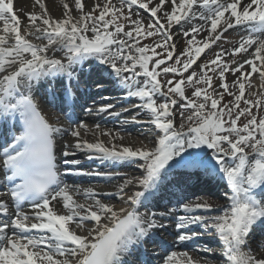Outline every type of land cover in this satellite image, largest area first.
<instances>
[{
	"label": "snow or ice",
	"instance_id": "obj_1",
	"mask_svg": "<svg viewBox=\"0 0 264 264\" xmlns=\"http://www.w3.org/2000/svg\"><path fill=\"white\" fill-rule=\"evenodd\" d=\"M34 3L41 11L27 13L25 22L14 0H0V127L5 128V143L0 146L4 178L0 186V264H129L128 258L143 244L154 242L155 229H167L157 216L173 218L177 230L173 235L180 243L200 235L192 225L212 230L219 241V264H264V254L257 256L252 249L258 239V246L264 247V116L258 115L264 102L244 98L253 74L258 73L264 85V0H119L118 5L113 0H93L90 6L87 0H72V4L63 3L61 17L50 15L44 0ZM133 6L149 14L147 23L139 13L133 19ZM177 25H188L182 33L187 47L174 56L177 45L171 30ZM241 29L246 35L238 45L197 65L225 33ZM154 37L159 39L142 43ZM240 53L248 59H225ZM85 62L98 65L97 88L102 87L104 75L114 76L113 84L126 90L127 98L138 99L132 105L140 110L133 122L154 126L151 147H106L99 139L81 138V130L89 126L72 117L79 99L74 88L81 82L77 67ZM194 65L199 72L192 70ZM169 73L173 78L162 79ZM226 73L234 77L232 86L238 87L239 94L229 90ZM215 77L223 92L213 86ZM49 80L60 81V102L73 109L65 118L75 127H57L42 114L34 91L40 81ZM185 87L193 89L191 96L185 94ZM225 94L233 100L222 103ZM178 104L183 109L179 113L175 110ZM82 107L89 116L121 115L111 103ZM142 113L147 118L137 119ZM242 118L245 122L238 124ZM95 127L99 130L100 125ZM65 135L74 140L64 145V157L75 156V151H69L75 149L98 153L101 160L143 161L136 163L140 174L126 176L119 186L115 195L122 204L118 210L96 198L91 188L85 190V202L75 199L79 190L64 182L56 157V137ZM101 135L115 138L111 130ZM63 163L74 166L69 171L76 175L108 180L121 175L78 170L76 159ZM178 168L197 169L221 181L224 205L214 207L199 202V197L182 203L188 199L184 178L191 174L177 173ZM162 191L175 198L182 215L175 216V208L150 210L158 206L154 198ZM160 247H166L163 241ZM204 251L213 249L205 247ZM138 260L135 257L133 264ZM162 264L194 261L187 252L173 251L162 258Z\"/></svg>",
	"mask_w": 264,
	"mask_h": 264
},
{
	"label": "bare ground",
	"instance_id": "obj_2",
	"mask_svg": "<svg viewBox=\"0 0 264 264\" xmlns=\"http://www.w3.org/2000/svg\"><path fill=\"white\" fill-rule=\"evenodd\" d=\"M69 3L72 4V0H44V3L46 4V7L48 8L49 14L53 17H61L62 16V5L63 3ZM93 2V0H87L88 5ZM14 8L17 11V14L22 17V19L26 22L27 21V13L29 12H36L39 13L41 10L39 9L38 5H35L34 0H14ZM142 10V9H141ZM141 14L148 17L149 14L145 13L143 10L141 11ZM74 17L78 18V15L73 14ZM135 19V18H133ZM2 23V22H0ZM183 25H177L172 28V34L174 37V42L176 40V33L177 29H180ZM177 28V29H176ZM201 35H204L203 33ZM30 39H33L29 37ZM184 39V37H183ZM34 43L39 44L40 41H36L33 39ZM213 47V46H212ZM177 50V47H176ZM210 50V49H209ZM212 50V49H211ZM176 52V51H175ZM49 55L59 57L60 53H53L50 52ZM98 65L95 62H85L83 66H78L77 71L80 72V81L81 83L78 85V87L74 88V91L76 92L77 97L79 98L78 101L80 102H86L87 107H94L99 106L100 104L104 103H111L115 105L114 111L120 112L121 115L114 116L110 115L108 113H99L94 114L92 116H89L86 112L80 113V115H74L72 118L77 119L79 118L80 122H84L89 126V129L87 131L81 130V138L86 139L89 142H96L97 139L102 141L106 147H112V145H115L117 148H120L121 146H127V147H141L145 144H147L149 147L152 145L149 143V139L152 137V127L151 126H138L139 123L133 122V117L136 116V113L140 111L139 109L132 108V105L135 104L134 101H138L137 98H127L126 96V90H122L118 83L113 84V80H115V77H108L107 75H104L102 77L104 83L102 87L97 88L96 86V80L98 79L96 75V68ZM102 67V66H100ZM96 77V78H92ZM163 79V78H162ZM257 81L261 82L259 78V74L257 76ZM49 82L47 84H54V88L61 89V84L56 83L55 81H47ZM45 81H40L37 84V88L34 91V96H38L41 94L42 100L40 101L41 104H57L56 99H51L49 96V91L46 89V83ZM102 96H107L108 100H103ZM50 98V100H49ZM162 100V99H161ZM77 101V103H78ZM59 102V101H58ZM60 109L64 108L63 104H59ZM42 108V111L44 113V116L52 122L57 127L61 128H68V127H75V125H60L61 121L65 120V116L67 113V110L64 108V111H58L53 112V110H46L43 105L40 106ZM78 107V106H76ZM75 107V108H76ZM80 107H78L79 109ZM127 108L128 112H123L122 109ZM81 110V109H80ZM141 115H144L143 113ZM99 124L100 128L99 130L96 129L95 125ZM105 130H111L113 133V137L110 138L108 136L101 135V132ZM74 138L70 137L69 135H65L63 138L57 136L56 137V152L59 160V163L61 166H65L67 170L72 169L74 166L72 165H64L61 161V157H64L62 155L63 147L66 143L69 141H73ZM69 151H75L76 158H79L78 160H81L79 165L75 166L78 170H83L85 172H103V173H121L119 176H113L111 180L106 179L104 176H96V175H76L73 174L71 176H64L62 179L65 183L72 186L73 190H79V194L75 196V199H77L79 202H85L86 197L84 195L85 190L91 188L93 192L95 193V197L98 199H101L102 202L112 204L116 209L118 210L119 207L122 204V201L117 197L115 194L118 191L119 186L123 183L125 177H134L138 176L140 174V169L136 167V163L142 164L143 161H138L136 163H133L131 161H110V160H101L98 158L97 160H89L87 159V156L90 154H96L95 156H99L98 153H88L85 155V158L82 159V153L75 149H69ZM86 153V152H85ZM84 155V154H83ZM67 159H72L71 157H66ZM70 168V169H68ZM177 173H189L190 178L185 177L187 183L186 188V195L190 198L189 200H195L197 197L200 198L199 202H208L212 204L214 207H217V201L216 200H210L206 197L199 196V195H193L195 192H198V189L204 188H210L211 186L219 187L221 185V181L218 179L210 176V175H204V173L197 169H184V168H178L175 170ZM192 173H198V174H192ZM173 179H177L178 177H172ZM90 181L89 185H77L73 184L76 181ZM205 184V185H204ZM213 184V185H212ZM203 185V186H202ZM211 185V186H209ZM202 186V187H201ZM201 187V188H200ZM212 189V187H211ZM135 190V189H133ZM127 191V190H126ZM170 191H177L178 189H170ZM193 195V196H192ZM158 204V207H162L164 204H168L169 207L175 208L176 211L180 210V205L177 204L175 198L168 195L167 192L162 191L156 194V197L154 198ZM91 203L92 201H88ZM187 203V202H185ZM58 210L63 211L62 206H57ZM141 211H146V209H140ZM151 211L155 212H161L158 210H155L154 207H151ZM198 214H203L202 212ZM175 215V213H174ZM161 217L157 216V219ZM162 221L165 220V225L167 226V229H159L158 231L154 230L155 233V240H149L147 243L143 244L142 247L145 249V252L148 251L149 256L151 255V261L150 258H148V261L153 262L154 260H162V258L170 252H187L189 256L192 257L194 264H219L220 259V251L219 248H215L212 245L217 244L219 246V241L214 234L212 230H205L201 227H197L195 225L190 226V228L194 229L195 231L199 232L200 235L192 237L189 241L185 243H180L176 240L175 235H173L177 230L174 227L173 224V218L171 217H165L161 219ZM74 227V226H73ZM78 234L85 235L86 232L84 230L76 229ZM160 234L163 237L165 236V245L166 247L162 248L160 247V241H158L157 236ZM184 234L191 236V233L187 230H184ZM152 242V243H149ZM168 242V243H167ZM259 239L256 243L252 244L253 253L257 256L264 254V247H260L259 245ZM212 246V247H211ZM208 247L213 249L212 252H205L204 248ZM150 249V250H149ZM169 249H172L170 252ZM136 257V253H134L133 259H130V261H134ZM140 257V255H139ZM60 259H63L62 257ZM140 259V264H141ZM147 261V262H148Z\"/></svg>",
	"mask_w": 264,
	"mask_h": 264
},
{
	"label": "rangeland",
	"instance_id": "obj_3",
	"mask_svg": "<svg viewBox=\"0 0 264 264\" xmlns=\"http://www.w3.org/2000/svg\"><path fill=\"white\" fill-rule=\"evenodd\" d=\"M113 3L118 5L119 4V0H113ZM141 11H142L141 9H138L135 6H133V18L136 19L137 16L135 14L139 13V17L143 20V22L147 23L148 22V17H146L143 14H141ZM125 12H127V9H125ZM73 14L78 15V13L75 12V11L73 12ZM196 22L197 21H192V23H196ZM186 27H188V25H183V26H181L180 29L176 28L177 29V33H176L175 43L177 45V50L174 53V56L175 55H180V53L184 50V48L187 47L186 39L185 38L183 39V35H182L183 30ZM244 32L245 31L242 30V29L241 30H229L227 33L224 34V37L220 41L217 42V44L213 45V47L211 48L212 50L211 49L210 50H206L205 54H203L201 56V58L197 61V65L204 64L208 60L212 59L214 57V54L216 52L222 50V49H230L234 45H238V42L240 41V38L242 36L246 35V34H244ZM199 38L200 37H198V39ZM158 39H159V37L148 38L146 40H143L142 43L151 44L153 42V40H158ZM157 51H160V49H157ZM225 59L226 60L235 59V60H238V61H243L245 59H248V56L246 54L240 53V54H237L235 57L226 56ZM168 63L171 64V63H173V61H168ZM197 65H194L192 70H196L197 72H199V68H198ZM245 68L248 69V66L245 65ZM248 70L250 71V69H248ZM186 75H187V73H185V76ZM208 75L211 76V75H213V73L209 72ZM238 75H239V73H237V76ZM225 76H226V83L229 85V90L234 92V93H236V94H239L238 87H233L232 86V81L234 80V77L232 76V74L231 73H226ZM257 76H258V73L253 74V77L251 78V81H250L252 86L250 88L246 84V91H245V97L244 98L250 99V100H252L254 102H255V100L257 98H260V99H262V102H264V97H260V93L264 92V85H262L261 82L257 81V79H256ZM162 78H173V74H171V73L165 74V77H162ZM176 79H178V77H176ZM219 83H220L219 78L215 77L214 80H213V86L216 88L217 91L223 92V89L219 88ZM192 91H193L192 88L185 87V94L186 95L191 96ZM209 91L211 92L212 90L209 89ZM251 93H256V95H251ZM158 98H159L160 102H163L164 98H160V97H158ZM231 100H233V97L225 94L222 103H227V102H229ZM179 103H183V101H180ZM243 106H244L243 102L241 101V107H243ZM175 110H176L177 113H179L180 111H183V109H181L179 107V104L177 105ZM188 111H191V110H188ZM253 111L255 112L256 109H253ZM185 115H187V112L185 113ZM258 115L264 116V107H262L260 109ZM80 121H82V120L78 119V122H80ZM244 122H245V120H244V118H242L241 121L238 122V124H242ZM175 123H176V126L179 127V124L181 123V119H180L179 115L176 116ZM90 155L93 157L92 159H95V157H97V156H95L96 154H90ZM73 184L89 185V184H92V183H90V181L85 182V181L81 180V181H76ZM204 187L202 189H198V192H195L193 195L197 194L199 196L201 195L203 197H206V198H208L210 200H216L218 206H223L224 205L225 200H224V196L222 194L223 193L222 189L219 191L217 189H213V188L211 189V187L210 188H204ZM188 198H190V197H188ZM185 202H188V200L182 201V203H185ZM182 214L183 213L180 210L175 212V216L182 215ZM161 237L165 240V236L163 237L162 235H160V238ZM212 246L214 247V245H212ZM171 250L172 249H169L168 252H170ZM157 264H162V261L158 260Z\"/></svg>",
	"mask_w": 264,
	"mask_h": 264
}]
</instances>
